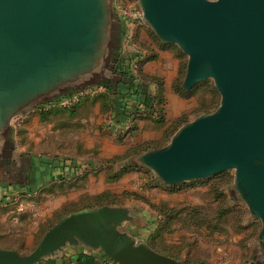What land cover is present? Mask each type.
Returning <instances> with one entry per match:
<instances>
[{"label": "water", "instance_id": "obj_1", "mask_svg": "<svg viewBox=\"0 0 264 264\" xmlns=\"http://www.w3.org/2000/svg\"><path fill=\"white\" fill-rule=\"evenodd\" d=\"M137 4L154 36L185 56L182 88L211 81L219 103L129 165L150 171L165 187L234 170L235 192L261 222L257 258L263 264L264 0ZM120 38L109 0H0V158L10 154L5 149L13 120L73 92L112 83ZM133 213L128 206L71 213L29 254L0 249V264H39L66 247L101 250L113 264H180L128 232L137 225Z\"/></svg>", "mask_w": 264, "mask_h": 264}, {"label": "rangeland", "instance_id": "obj_2", "mask_svg": "<svg viewBox=\"0 0 264 264\" xmlns=\"http://www.w3.org/2000/svg\"><path fill=\"white\" fill-rule=\"evenodd\" d=\"M109 2L123 35L129 31L127 23L130 19L136 14L142 16L137 0ZM142 28L136 35L152 33L148 27ZM143 40H134L135 52L149 43L147 39ZM117 78L115 75L113 82ZM104 107V100H93L82 108L56 110L41 121L35 116L37 113H30L20 128L12 130L9 147H5L6 151L11 150L10 154H1L0 158V195L10 196V199L0 200V249L27 255L55 223L71 213L103 206H128L133 208L138 219L133 228L135 231L129 229V232L139 233L142 227H147V232H140L144 231L146 244L180 264H262L257 258L261 222L251 217L248 207L235 192L234 170L177 187H165L150 171L129 165L135 155L156 149L153 145H165L180 125H173L155 144H136L114 156L117 159L113 162L108 161L111 158L101 159L96 148H83L91 147L98 138L95 123L83 122L80 115L88 119L97 109L104 113ZM146 107L149 105H142L141 112L147 117H155L153 121H156L153 109L149 107L146 111ZM33 118L34 123H31ZM131 121L134 126L135 121ZM140 144H147V149L125 157L127 151L139 150ZM37 156L42 159L54 156L60 162L63 159L71 164L74 162L81 170V177L70 174V184H50L45 169L38 176L33 173L34 167L29 173L30 163L35 162ZM80 161L84 163L83 168L79 167ZM57 165L60 169L59 162ZM125 166L131 169L119 176ZM114 176L116 178H112ZM85 189L84 195L82 190ZM67 194L74 195V201L63 205L62 197ZM59 203L62 204L60 207ZM138 233L137 238L142 235Z\"/></svg>", "mask_w": 264, "mask_h": 264}, {"label": "crops", "instance_id": "obj_3", "mask_svg": "<svg viewBox=\"0 0 264 264\" xmlns=\"http://www.w3.org/2000/svg\"><path fill=\"white\" fill-rule=\"evenodd\" d=\"M143 24L144 23L139 24L137 26V29L135 27L133 31L134 38L135 40L137 38L140 41H142V39L144 40L147 39L149 43L144 44L145 49L139 47V50H137L136 52H139V55H143L145 52L144 50L147 49V50L152 51L155 55V58L153 60L146 62L142 66L141 73L143 74L145 78H154L155 81L159 82L161 85V96L163 100V104L161 105V107L163 109V114H164L163 115L164 123L161 125L156 124L153 121L154 120L153 118L155 117L153 118L146 117L142 119L138 118L134 122L135 129L132 131V133L128 135L126 138H123V140L119 141L118 137L114 133V130L110 128L111 124H110L109 114L100 113L99 110L97 109L93 111L91 118L87 119V117L85 118V117H82V115H80L83 122L87 123V121L89 120L95 123L96 125L95 135L98 138L95 144H91V147L86 145L83 148L86 150L90 148H96L98 150V157L101 159L113 158L114 156L124 153L126 150L130 149L131 147L139 143H143V142L156 143L157 141H161L164 137L165 132L168 130H171L174 122H176L181 117H184V116L187 117L188 118L187 122H189L199 115L209 114L214 111L212 110V111H209L208 113L197 112L202 107V105H204L206 102H208L211 99V96L203 93L202 91H197L190 98L180 97L174 91L173 86H174V83L179 78L180 66L184 60H185V65H186V58L175 46L174 47L182 54L183 57L179 56L174 49L160 47V45L153 43L148 35H143V32L140 35H136V32L143 30L142 27L144 26L148 27L147 25L145 24L143 25ZM126 34L127 32L121 35L120 46L117 51V59H122L125 56V53L127 51V49H124L123 47V36ZM163 45L173 46V45H166V44H163ZM136 52L135 51L132 52L131 56H137ZM196 86H194L193 88H195ZM146 87L148 88L149 90L148 93L150 95H154V96L156 95L157 88L154 82L153 84L149 83V85ZM181 87H182V84H181ZM190 90H187V91H190ZM89 102L90 101H84L82 103H79L75 107L82 108L84 104H88ZM35 116H37V118L39 119V115H35ZM34 120L35 119L33 118L31 123H34ZM58 162L60 163V169L57 167ZM30 167H31V170L29 173L31 174L32 168L34 167L36 171L33 173H35L37 176L39 175V173L41 174L42 169H45L46 176H47V182L50 184L56 183V182L68 183L70 182V179H69L70 174L71 175L76 174V176H79V177L81 176V170L78 169L77 165H75L74 162L73 164H71V162L67 159H63L60 162V160L55 158L54 156L47 157V159H44V158L42 159V157L37 156L35 162L31 161ZM79 167L83 168L84 163L80 161ZM58 169L60 170L59 172L60 175L56 173ZM100 178L101 177H99V179ZM82 192L85 195L86 194L85 192H87V190L86 189L82 190ZM8 198L10 199L9 195H0V200L8 199ZM73 198H74V195H71V194H67L66 196L62 197L63 205H67L71 201H74ZM59 205L60 203L58 204V206ZM5 218H7V216ZM133 228L134 226H128L127 227L128 232H129V229H131L132 231H135ZM142 228L143 229H141V231L145 230L147 232L146 230L147 227H142ZM141 231H139V233L135 232L134 234H131V232L129 233L133 236H137L136 233H138V235L142 234L141 236H138V237L140 239L145 240L146 235L144 234V231L143 233H140ZM39 264H113V263L104 255L103 251L101 250L88 251L83 247H77V248L66 247L61 252L55 253L51 256L44 258Z\"/></svg>", "mask_w": 264, "mask_h": 264}, {"label": "trees", "instance_id": "obj_4", "mask_svg": "<svg viewBox=\"0 0 264 264\" xmlns=\"http://www.w3.org/2000/svg\"><path fill=\"white\" fill-rule=\"evenodd\" d=\"M149 36L153 40V42L156 41V43L160 45V47L174 49L179 56L183 57L182 54L174 46H165L161 44L152 33H150ZM144 51L145 52L142 56L139 54L137 56H133L134 58H137V59L140 58L138 62L139 76H133L131 73L130 64H131V61L133 60V57L131 55H125L122 59H116V62L113 67V74L118 76V80L112 83L110 82L107 85H105L106 92L104 94H101L93 98L92 100L91 99L85 100V101H93V100H99V99L104 100L105 107H104L103 112L109 114L110 119L115 124L122 125L129 118L134 121L137 120L138 118H141V119L146 118L147 115L141 112L142 110L140 109L142 108V105H149V107L153 109V111L156 114V121H154L156 124L161 125L164 123V119H163L164 114H163V109L161 107V105L163 104V100L161 96V85L159 82H156L154 78H145L143 74L141 73L142 66L146 62L153 60L155 58V55L150 50L146 49ZM185 66L186 65H185V60H184L180 66L179 78L177 79V81L174 83V86H173L174 91L180 97H183V98H190L197 91H202L203 93L211 96V99L208 102H206L204 105H202V107L197 112L208 113L209 111L214 110L218 103L219 96L217 92L215 91L211 82L209 81L201 82L200 84H198L195 88H193L190 91H185L181 87L182 79L185 73ZM153 82L155 83L156 88H157L155 96L150 95L146 91V89L148 90L146 86H148L149 83L153 84ZM139 105H141V107ZM149 107H146L145 110L149 111L148 109ZM54 111L56 110L40 113L39 114L40 121L45 120L46 117ZM185 122H187V119L184 116L178 119L176 122H174L173 125L179 126ZM134 129H135V125L133 126L132 131ZM166 133L167 131L165 132V134ZM118 140L121 141L123 140V138L118 137ZM153 146H155L154 148H158L161 145H153ZM138 147H140L139 149L140 151L139 150H129L127 151L125 157L129 158L131 155L144 151L145 149H147V144L146 145L140 144ZM115 159L117 158L113 157L108 161L113 162L115 161ZM129 169H131L129 166L123 167L122 171L118 175L120 176L121 174H124ZM112 178H116V177L114 176ZM68 184H70V182H68Z\"/></svg>", "mask_w": 264, "mask_h": 264}, {"label": "built area", "instance_id": "obj_5", "mask_svg": "<svg viewBox=\"0 0 264 264\" xmlns=\"http://www.w3.org/2000/svg\"><path fill=\"white\" fill-rule=\"evenodd\" d=\"M141 23H143L142 16L141 15L138 16L137 14L136 16L134 15L132 19H130L129 23H127V28L129 29V31L127 32L126 35L123 36V47L124 49H127L125 55H131L132 52L135 51L133 49L135 38H134L132 30L134 29L135 26H138ZM136 54L138 55L139 52H136ZM139 60L140 58L137 59L133 57V60L131 61L130 68H131V73L133 76H137V73L139 70L138 68ZM105 92H106V87L103 85L87 87L81 91L73 92L66 96L60 97L51 103L39 105L30 113H33V114L37 113L38 115L39 113L48 112L52 110H69L77 106L79 103L87 99H93L101 94H104ZM30 113L27 114L26 116L19 117L13 120L12 122L13 129L16 130L20 128V125H23L27 121ZM131 120L132 119L129 118L121 125V124H115L110 119V124H111L110 128L114 130V133L117 137L125 138L128 135H130L129 132L130 130H132L131 128L133 126V123Z\"/></svg>", "mask_w": 264, "mask_h": 264}]
</instances>
